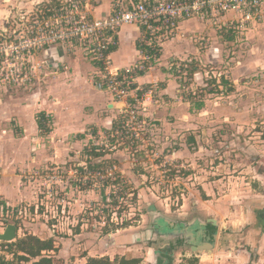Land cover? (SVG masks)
Listing matches in <instances>:
<instances>
[{
  "label": "rangeland",
  "instance_id": "obj_1",
  "mask_svg": "<svg viewBox=\"0 0 264 264\" xmlns=\"http://www.w3.org/2000/svg\"><path fill=\"white\" fill-rule=\"evenodd\" d=\"M47 1L54 0H0V28L6 27L8 33L23 28L25 20L20 17L37 14ZM201 24L184 38L202 55L218 45L221 59L203 61L195 50L196 54L180 58L170 56L161 65L159 60L155 69L142 73L136 83L138 99L132 103L141 122L134 126L139 136L133 142L111 134L113 127L90 124L56 134L62 124L57 125L48 112L50 119L42 130L37 125L30 134V125L25 126L32 123L30 110L26 122L13 117L11 105L22 107V99L37 95L63 99L64 111L66 106L80 111L82 104L75 99L82 96L78 82L85 68L79 51L73 54L52 45L36 56V61L48 62L34 86L28 84L25 90L22 81L0 85V105L10 102L0 113V233L14 224V241L30 234L54 237L58 248L51 254L59 264H80L75 259L88 250L95 256L87 257L129 258L108 248L112 239L106 237L129 226L141 238L138 264H264V46L258 41L263 28L251 26L247 40L225 28ZM52 51L62 55L58 62L52 58L49 62ZM173 61L180 63L179 68L171 67ZM55 64L58 71L50 69ZM192 68L197 76L189 77L187 69ZM159 71L170 75L162 80ZM89 76L90 72L88 83ZM53 80L62 84L52 89ZM168 80L178 85L173 96L165 87ZM121 106H115V123L123 113ZM36 144L47 150L66 147L59 153L65 162L20 166L17 156L31 161ZM92 148L103 156H90ZM100 161L107 164L98 179L89 175L88 167ZM210 219L216 220L215 229L209 227ZM77 228L79 233L73 231ZM203 233L215 235L213 249L191 251L189 246L202 241ZM90 235L105 242L99 246ZM87 240L93 241L86 244ZM3 243L0 256L14 259ZM14 262L31 264L16 258Z\"/></svg>",
  "mask_w": 264,
  "mask_h": 264
},
{
  "label": "built area",
  "instance_id": "obj_2",
  "mask_svg": "<svg viewBox=\"0 0 264 264\" xmlns=\"http://www.w3.org/2000/svg\"><path fill=\"white\" fill-rule=\"evenodd\" d=\"M103 1L108 10L97 16L94 7ZM43 6L28 19L20 17L25 20L23 28L9 33L6 27L0 28L4 32L0 33L1 87L19 81L25 90L28 84L34 86L48 62L47 58L38 62L36 56L52 45L73 54L79 51L92 65L89 77L93 87L122 104L118 126L110 133L129 142L139 136L134 126L141 123L132 104L138 99L137 78L155 68L164 44L177 36L182 21L194 19L227 30L264 23V0H54ZM128 25L139 29L137 54L133 63L121 67L110 55L119 46L120 29ZM174 64L179 68L180 63L173 61L171 67ZM104 174V169L89 173L98 179Z\"/></svg>",
  "mask_w": 264,
  "mask_h": 264
},
{
  "label": "crops",
  "instance_id": "obj_3",
  "mask_svg": "<svg viewBox=\"0 0 264 264\" xmlns=\"http://www.w3.org/2000/svg\"><path fill=\"white\" fill-rule=\"evenodd\" d=\"M108 10V3L104 2L100 5H98L97 7H95V11L94 13L97 16L100 15H104L106 13V11ZM229 17L232 18V15H229ZM200 23V25L202 22L198 21ZM198 22L197 20L191 19V20H186V21H182L179 26H178V34L175 38L169 40L167 43L164 44L163 48H162V52L160 53V55L158 56L159 60H163L161 64L167 63L166 60L168 58H170V56H186V54L188 53H195V48L190 47L189 43H188V39L184 38V35L186 37V34L188 31H196L197 29L199 30V28H201V26H198ZM252 25L248 26L245 29H229L228 31L232 32L235 36L238 34H242L245 36V38L247 40H249L248 34L251 31V27ZM256 26V28H263V31L259 32L258 34V41H263V46H264V23H260V24H256L254 25ZM253 27V26H252ZM196 28V29H195ZM138 27L136 26H123L120 31H119V46L116 50H114L111 55L110 58L111 60L114 62L115 65L117 66H127L131 63H133L136 59V50H135V40L136 37L138 35ZM211 34V33H210ZM263 34V35H261ZM189 36V34H187ZM237 37V36H236ZM235 37V38H236ZM234 38V39H235ZM214 39V38H213ZM177 42V45L172 44L173 41ZM172 47H178V49H174ZM182 47V48H181ZM58 48V47H57ZM182 49L184 50L182 52ZM173 52V53H172ZM207 54H199L200 52H198L196 50V53L199 55V57L203 60H205V57L209 60V62H217L219 59H221V55H220V47L216 44H213L212 46H210V49H208ZM186 53V54H185ZM195 53V54H196ZM50 57V61L51 62V58L55 61H59L62 58V55L59 53H56V51H52L51 55H48ZM77 56V55H76ZM80 58V57H79ZM82 59V58H80ZM81 63L84 65L85 71L81 73L80 78H79V82L78 85L82 86L80 89V94L82 95L81 98L75 99L78 103L82 104V109L79 111L74 110L71 108V106H66V111L62 110V104L65 102L63 101V99H59L58 97L53 96L52 99H45V97H40L38 98V93L37 98L36 99H22L23 101L21 102V106H15V104L11 105V107L13 108L14 115L13 117L17 120V121H25V115L27 114V111L31 112L32 114V123L30 124V122H26L25 126L30 125V134H34L36 132V129L34 126H36L37 128V124L35 121V113L37 112H43V114L45 115L46 118H48V120L50 118H52V120H55L57 125L62 124L61 128H57L56 130V134H70L72 132V128H81L83 126V129L85 127V125H93L95 126H102L103 129L109 130L112 127L113 121L115 119V106L117 105L112 98L105 92L102 91H98L96 90L90 83L87 82V74L88 72H92V65L90 63H88L87 61L83 60L81 61ZM50 64V63H49ZM52 68L53 71H58L59 66L58 65H51L50 69ZM83 68V69H84ZM155 69V68H154ZM83 71V70H82ZM157 71V70H156ZM83 75V77H82ZM165 75H167L169 77V73H165V72H157V76L161 77V79L166 80L164 77ZM194 76H197V73H194ZM167 77V78H168ZM149 77H147L148 79ZM78 77L75 78V82H77ZM62 84V82H56L55 80H53V83L50 84V88L55 89L56 87L60 86ZM178 86L177 83H175L172 80H168L167 84L165 85V87H167V89L169 91H171V96H173L174 93V89L175 87ZM88 91V92H85ZM179 91V90H177ZM62 91H57V94H62ZM70 94L69 91H65L64 95H68ZM93 94V95H92ZM96 94V95H95ZM170 94V93H169ZM63 95V94H62ZM72 100V99H66V101ZM9 100H6L5 103H3L2 105H0V113H3L6 109H9ZM121 104V103H120ZM118 104V105H120ZM70 107V108H69ZM2 108V109H1ZM2 110V111H1ZM75 111V112H74ZM45 112H48L50 114V116L48 114H46ZM71 112V114H70ZM78 112V113H77ZM80 112V113H79ZM74 113V114H73ZM110 115V116H109ZM50 117V118H49ZM88 130V128L86 129V131ZM74 132V131H73ZM75 132H83L81 129H77ZM36 135V134H35ZM35 140V139H34ZM36 142V140H35ZM78 143L75 142V145ZM26 147H24L25 150ZM65 148H59L55 147V150H51V149H46V146L44 144H36V148L34 145V148H32L31 150L34 153V156H29V158L31 159V161H27L25 160L26 156H23L22 158H20V156H17V160L18 162H20V166H46L47 164L49 165H53V164H59L58 162H65V161H61L59 158V153H63L65 152ZM23 150V149H21ZM25 154L27 151H24ZM23 152V153H24ZM64 164V163H62ZM79 229H74L73 231L75 233H79L78 231ZM82 233V232H81ZM78 235V234H77ZM74 236V238H76V236ZM80 235V234H79ZM89 237H93L92 235H90ZM106 237L108 239H112L111 241H109L110 243H108V248L112 249L115 251V254H119L120 256H130L131 258H138L139 255H137V250H139L140 248V241L141 238L138 235L136 229L132 226H129L128 228H124V229H120V230H116L115 233H110L108 235H106ZM85 238V237H84ZM90 238V239H91ZM95 237H93V240H87L86 244H90V241H93L95 243H99V246L101 243H104L105 241L103 240V238H100L98 240L94 239ZM69 240L71 238H68ZM98 246V247H99ZM93 249H97V247H94ZM95 251V250H93ZM87 254H82L80 258H76L75 261H79L80 264H84L86 262V257L87 256H95L92 255V251L88 250L86 251ZM76 254V253H75ZM74 254V255H75ZM87 255V256H85ZM103 256V255H100ZM144 263V262H143ZM66 264V263H65Z\"/></svg>",
  "mask_w": 264,
  "mask_h": 264
},
{
  "label": "trees",
  "instance_id": "obj_4",
  "mask_svg": "<svg viewBox=\"0 0 264 264\" xmlns=\"http://www.w3.org/2000/svg\"><path fill=\"white\" fill-rule=\"evenodd\" d=\"M188 76L192 77L194 75L195 68L187 69ZM223 85H227L228 82L226 80H222ZM202 104H198L197 108H201ZM48 120V118H44L43 114L40 113L36 115V122L39 130L41 131L44 125V121ZM118 123L113 122L112 129L117 128ZM96 148H92L90 156L94 158H98L103 156V153L96 152ZM112 164V161H110ZM106 161H100L96 164L88 167L91 170H100L106 166ZM118 180L114 183L117 184ZM106 185V184H105ZM113 203H116L114 201ZM211 229H215L211 223L208 224ZM115 231V230H114ZM3 244H7V248H9L13 258L18 259L21 262H31V264H59L58 261L53 257L51 253L57 251L55 246L54 237L40 238L36 235H26L22 238H18L14 242H5ZM14 259L7 260L5 257L0 256V264H15ZM139 259L136 258H126V257H116L114 260L109 259L108 257H87L85 264H138Z\"/></svg>",
  "mask_w": 264,
  "mask_h": 264
},
{
  "label": "water",
  "instance_id": "obj_5",
  "mask_svg": "<svg viewBox=\"0 0 264 264\" xmlns=\"http://www.w3.org/2000/svg\"><path fill=\"white\" fill-rule=\"evenodd\" d=\"M51 67V65H50ZM164 223L167 221L163 220ZM209 222L215 226L217 224L216 220L210 219ZM172 225V224H171ZM17 228L14 224H8L4 231L0 233V241L2 242H12L16 239L17 237ZM215 237V235H214ZM191 251H201V250H206V251H211L213 249V244L211 242H202L200 240L194 241L190 246Z\"/></svg>",
  "mask_w": 264,
  "mask_h": 264
},
{
  "label": "flooded vegetation",
  "instance_id": "obj_6",
  "mask_svg": "<svg viewBox=\"0 0 264 264\" xmlns=\"http://www.w3.org/2000/svg\"><path fill=\"white\" fill-rule=\"evenodd\" d=\"M172 227V226H171ZM213 233H212V237L211 236H206L204 233L202 234V237H203V240H202V242H213V240H214V238H213ZM201 241V240H200Z\"/></svg>",
  "mask_w": 264,
  "mask_h": 264
}]
</instances>
